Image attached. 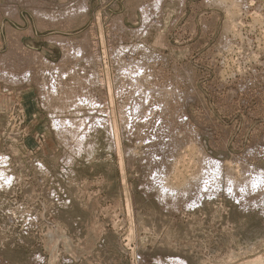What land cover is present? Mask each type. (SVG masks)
<instances>
[{
    "label": "rangeland",
    "instance_id": "rangeland-1",
    "mask_svg": "<svg viewBox=\"0 0 264 264\" xmlns=\"http://www.w3.org/2000/svg\"><path fill=\"white\" fill-rule=\"evenodd\" d=\"M30 1L0 0V61L15 35L25 57L50 66L26 61L0 78V264H264V198L245 194L250 207L236 200L225 175L264 173V0ZM78 1L87 10L74 11V23L56 20ZM51 38H86L84 55L93 56L74 60L65 47L68 80L83 85L63 102L42 96L41 75L14 79L44 70L51 82L64 49ZM89 78L94 106L79 104ZM204 156L224 177L188 208L197 186L184 183ZM163 167L169 184L183 187L164 201L153 177Z\"/></svg>",
    "mask_w": 264,
    "mask_h": 264
},
{
    "label": "bare ground",
    "instance_id": "bare-ground-1",
    "mask_svg": "<svg viewBox=\"0 0 264 264\" xmlns=\"http://www.w3.org/2000/svg\"><path fill=\"white\" fill-rule=\"evenodd\" d=\"M18 2H19V0H17ZM32 1V0H31ZM30 1V2H31ZM21 2V1H20ZM20 2H19V4H20ZM29 2V3H30ZM41 2V1H40ZM85 2V1H84ZM84 2H76V3H78V4H76L75 6H74V8H70V9H67V10H65L64 12H63V14H61L60 15V13H59V15L58 16H60V17H58L57 19H56V15L54 14V15H49L51 12H53V11H51L50 13L49 12H47V13H49L47 16H49L50 17V19H53L52 21H51V24L52 25H54L53 23L56 21V20H60V19H62V21L64 20V19H66V18H68V17H71L72 16V19H73V17H75V15H73V12L74 11H76L75 12V14L76 13H78L77 12V10L79 11V10H81L82 11V9H85V5H84ZM158 2H160V0H158ZM157 2V3H158ZM12 3V2H11ZM17 3V2H16ZM22 3V2H21ZM24 3H26V2H24ZM28 3V2H27ZM26 3V5H29V4H27ZM32 3V2H31ZM30 3V8L32 7V4ZM35 3V2H34ZM86 3V2H85ZM8 4V3H7ZM36 4H38V3H36ZM21 5V4H20ZM19 5V6H20ZM11 6V5H10ZM28 6V7H29ZM37 6H39V4L37 5ZM72 6V5H71ZM20 7H22V6H20ZM24 7V6H23ZM22 7V8H23ZM34 7V6H33ZM33 7H32V12L34 13V10H33ZM46 7V6H45ZM65 7V6H64ZM25 8V7H24ZM27 8V7H26ZM67 8H69V7H67ZM15 9H16V7H15ZM15 9H13L14 11H15ZM39 9V8H38ZM72 9H74V10H72ZM11 9H9V11H10ZM13 10H11L12 12H13ZM17 10V12H18V9H16ZM55 10V9H54ZM85 10H87V9H85ZM85 10H83V11H85ZM8 11V12H9ZM63 11V10H62ZM80 11V12H81ZM7 12V11H6ZM16 12V11H15ZM15 12L14 13H11V14H7V15H4V17L5 16H7V17H9V15H14L15 16ZM30 12V11H29ZM3 13V12H2ZM55 13H58V12H55ZM81 13H83L82 15H84V13L85 12H81ZM81 13H80V16H81ZM31 14V13H30ZM36 14L37 15H39V14H41V13H39V10H38V13L36 12ZM44 14V13H43ZM51 14H53V13H51ZM34 15V14H33ZM37 15H36V17H37ZM46 15V14H45ZM14 16H12V17H14ZM19 16V15H18ZM41 16V15H40ZM52 16H54V17H52ZM62 16V17H61ZM67 16V17H66ZM33 17V16H32ZM43 17H46V16H43ZM43 17H41V18H43ZM84 17H85V15H84ZM16 18V17H15ZM15 18H12V19H15ZM34 18H35V16H34ZM48 18V17H47ZM75 18H77V15H76V17ZM74 18V19H75ZM87 18V17H86ZM50 19H49V21H50ZM56 19V20H55ZM69 19V18H68ZM82 19V18H81ZM81 19H79V20H81ZM17 20V19H16ZM15 20V21H16ZM38 20H40L39 19V17H38ZM46 20H48V19H46ZM40 21H42V22H44L43 21V19H41ZM62 21H60V22H62ZM69 21H72V20H70L69 19ZM75 21V20H74ZM74 21H72L71 23H74ZM82 21V20H81ZM53 22V23H52ZM59 22V21H58ZM64 22H65V20H64ZM63 22V23H64ZM80 22V21H79ZM45 23H46V21H45ZM69 23V22H68ZM40 24L42 25V23L40 22ZM50 24V23H49ZM70 24V23H69ZM79 24V23H78ZM41 25H39V26H41ZM44 25V24H43ZM65 25V24H64ZM75 25H76V23H75ZM36 26V25H35ZM46 26H48L47 24H46ZM72 26V25H71ZM42 27V26H41ZM44 27V26H43ZM52 27H54V26H52ZM57 27H62V26H57ZM51 28V27H50ZM68 28H70L69 26H68ZM41 29V28H40ZM39 29V30H40ZM49 29V28H48ZM60 29V28H59ZM9 30V29H8ZM69 30V29H68ZM47 31V30H46ZM43 32V31H42ZM65 32V31H64ZM140 35V34H139ZM7 36H10V33L9 32H7ZM12 36V35H11ZM15 36V35H14ZM14 36H12V37H10L9 38V40H8V42H7V45H8V52H7V56H3V58H1L2 60L0 61V62H2L4 65H3V67L4 68H6V67H8V70L6 69V70H2L3 69V67L1 68L0 67V70H2V72L0 71V78H2V77H4V76H9L10 75V73L11 72H8L9 70H13V69H17V68H20V65H22V64H26L27 65V62H28V65H31V64H35L36 62H39V63H37L38 65H39V67L42 65V66H45L46 65V60L44 59V58H42V56H39V54L38 55H31L30 57L29 56H27L26 55V57H25V54L27 53V51H25L24 50V48L23 47H21L20 45H19V43H20V40H21V37H20V39H16V37H14ZM53 38V37H52ZM49 39V40H47L48 42H51V41H53V43L54 42H56V43H58L57 45H59L60 47H62L61 49H63V54H62V57H61V66L59 67L58 65L56 66H54V68L55 69H57V67H59L56 71L54 70V72H56V74H55V76H54V74H52L53 75V77H52V79H50V83H48V79L46 78V74L45 73H42V71L44 72V70H42V71H40V70H38V71H36V72H29V70L28 71H25L24 72V74L22 75V78L21 79H16V77L14 78L15 80H17L18 82H20V83H24V84H27V83H29V82H31L32 83V81H33V79L35 78L34 77V75L35 76H37L36 78H38L40 75V77L39 78H41L42 77V80L43 81H41L40 82V79H38V87H40V88H42V89H44L45 90V88L46 87H48L49 89L47 90V91H45L44 92V90H43V93L44 94H42V96H44V95H46V96H48V97H50L51 96V92L54 94V96L56 97V98H59V100H61V102H63V101H67V99H70L71 98V94H73V90H75L76 88H75V85H81L82 84V81H80V83L79 84H75V83H73L74 82V80L72 79L71 81L70 80H68V75L71 73L70 71L72 70V68H74V67H72L71 68V66L68 64L69 62L71 63V58L69 57V55H68V51L69 50H71L72 49V52H71V54H74V55H76L77 57H74V55H72V57H74V60L76 59V58H81V59H83V61L85 60L86 62L87 61H89L88 59H91V60H93V56L92 57H87V56H85L84 54H85V51H84V49L85 50H87V48L86 47H88L89 46V43H87V44H85V42H83L84 40H86V38H84V40L83 41H79V42H76V43H72L73 41H71V40H69V39H55V41L53 40V39ZM51 40V41H50ZM84 44L85 45H87V46H85V48H83V46H84ZM91 45V44H90ZM13 46H16V47H13ZM19 46V47H18ZM13 47V48H12ZM65 47H68V51H66L67 49H65ZM90 47V46H89ZM75 50V52H74V50ZM65 50V51H64ZM89 50V49H88ZM91 50V49H90ZM16 51V52H15ZM29 53V52H28ZM27 53V54H28ZM132 53H134V52H132ZM86 54H87V52H86ZM95 54H97V53H95ZM124 56V55H123ZM96 57H98V56H96ZM128 57V56H127ZM121 58H123V57H121ZM120 58V59H121ZM73 59V58H72ZM115 59H116V57H115ZM40 60H41V62H40ZM68 60H70V61H68ZM122 60V59H121ZM124 60H126V59H124ZM27 61V62H26ZM80 60H78V62H79ZM82 61V60H81ZM124 62V61H123ZM22 63V64H21ZM42 63V64H41ZM44 63H45V65H44ZM74 63V62H73ZM41 64V65H40ZM68 64V65H67ZM91 64V63H90ZM38 65H36V66H38ZM72 65V64H71ZM75 65V64H74ZM77 65V64H76ZM128 65V64H127ZM1 66H2V64H1ZM25 66V65H24ZM53 65H51V67H52ZM68 66H70V68L68 67ZM140 66V65H139ZM29 67V66H28ZM46 68H50V66H49V64H48V66H45ZM67 67H68V69L70 70L69 72V74L67 75V71H66V69H67ZM138 67V66H137ZM143 67V66H142ZM31 68V67H30ZM34 68V67H33ZM41 68V67H40ZM53 67H52V69H54ZM76 68V67H75ZM93 68V67H92ZM51 69V70H52ZM132 69V68H131ZM136 69V68H135ZM147 69V68H146ZM50 70V71H51ZM65 70V71H64ZM74 70V72H75V69H73ZM87 70H89V69H87ZM126 70V69H125ZM128 70V69H127ZM15 71V70H14ZM19 71V70H18ZM34 71V70H33ZM50 71H48V72H50ZM82 71V70H81ZM91 71V70H90ZM90 71H88L89 72V74H91L90 73ZM8 72V73H7ZM52 73H54L53 71H51ZM50 72V73H51ZM77 72H80L79 70L77 71ZM88 72H86L85 71V73H88ZM93 73H94V71H92ZM123 72H124V70L122 71V74H123ZM18 73H20V72H18ZM47 73V72H46ZM148 73V72H147ZM43 74H45V75H43ZM74 74V73H73ZM83 74H84V72H83ZM49 75V74H48ZM47 75V77L49 78L50 76H48ZM82 75V74H81ZM87 75V74H86ZM86 75H83V76H86ZM92 75V74H91ZM13 76V74H11V76L10 77H12ZM15 76V75H14ZM21 76V75H20ZM19 76V77H20ZM96 76V75H95ZM95 76H92V77H95ZM69 77H71V76H69ZM148 77V76H147ZM36 78H35V80H36ZM51 78V77H50ZM73 78V77H72ZM10 79V78H9ZM71 79V78H70ZM87 79V78H86ZM90 79V78H89ZM88 79V87H84L82 90H85L86 91V89H90V87H91V85L93 86V84H95L96 82L94 81V80H92V79H90L89 80ZM94 79H96V78H94ZM102 79H104V78H102ZM48 80V81H47ZM97 80V79H96ZM70 81V82H69ZM95 82V83H94ZM128 82V81H127ZM84 83H85V81H84ZM103 83V82H102ZM9 85V84H8ZM83 85V84H82ZM104 86V85H103ZM126 86H128V85H126ZM139 86V85H138ZM77 87V86H76ZM79 87V86H78ZM83 87V86H82ZM125 87V86H124ZM154 87V86H153ZM91 88H93V87H91ZM104 88V87H103ZM79 89H80V87H79ZM126 89V88H125ZM81 90V89H80ZM80 90H77L76 89V91H80ZM86 91L85 93H84V95H81V96H78V97H81L80 99H79V104H82V102L84 101V102H87V104L89 105V106H94L96 103L92 100V102L91 101H89L88 99L90 98L89 96H91V95H88V92L89 91ZM121 90V89H120ZM75 91V92H76ZM90 91L92 92V90L90 89ZM106 91V90H105ZM128 91H130V90H128ZM82 92V91H81ZM106 93H107V91H106ZM125 93V92H124ZM81 94V93H80ZM79 94V95H80ZM123 94V93H122ZM159 95V94H158ZM53 96V97H54ZM89 98H88V97ZM153 96V95H152ZM74 97V96H73ZM44 98H46V97H44ZM52 98V97H51ZM56 98H54V99H56ZM77 97H75V99H76ZM120 98V97H119ZM78 99V98H77ZM143 99V98H142ZM137 100V99H136ZM135 100V101H136ZM47 101V100H46ZM76 101H78V100H76ZM101 101V100H100ZM182 101V100H181ZM59 102V101H58ZM73 102V101H72ZM152 102V101H151ZM54 103V102H53ZM77 103V102H76ZM154 103V102H153ZM72 105L73 104H75V103H71ZM71 104H69L70 106H71ZM78 104V105H79ZM84 104V103H83ZM141 104V103H140ZM145 104V103H144ZM77 105V104H76ZM105 106V105H104ZM74 107H76V106H74L73 105V108ZM79 107V106H78ZM109 110V109H108ZM140 110V109H139ZM151 110V109H150ZM162 110V109H161ZM143 112H144V110H143ZM146 112V111H145ZM78 113V112H77ZM125 113V112H124ZM184 113V112H183ZM71 114V113H70ZM108 114V113H107ZM121 114V113H120ZM132 114V113H131ZM161 114V113H160ZM140 115V114H139ZM159 115V114H158ZM162 115V114H161ZM167 115V114H166ZM121 116V115H120ZM123 116V115H122ZM132 116V115H131ZM179 116V115H178ZM182 116V115H181ZM180 116V117H181ZM55 117V116H54ZM132 118V117H131ZM165 118H166V116L164 117V118H162V117H159V120H161L162 122L165 120ZM125 119V118H124ZM164 119V120H163ZM109 120H111L110 118H109ZM158 120V122H160ZM180 121L182 120V119H179ZM99 121V120H98ZM97 121V122H98ZM174 121V120H173ZM59 122H62V121H60L59 120ZM70 124H72L73 125V122L71 123L70 121H68ZM68 122H67V124H68ZM147 122V121H146ZM168 122L169 121H164V123H165V125L167 126V124H168ZM182 122H184V121H182ZM78 123V122H77ZM89 123V122H88ZM172 123H174V122H172ZM128 124V123H127ZM157 124H159V123H157ZM160 124H161V122H160ZM177 124V123H176ZM189 124V123H188ZM60 125H61V123H58V122H56L55 123V127H56V129L57 128H60ZM87 125V124H86ZM85 125V126H86ZM90 125V124H89ZM148 125V124H147ZM162 125H163V123H162ZM180 125V124H179ZM183 125V124H182ZM186 125V124H185ZM184 125V126H185ZM68 126H71V125H68ZM74 126V125H73ZM102 126V125H101ZM132 126V125H131ZM176 126V125H175ZM183 126V127H184ZM67 127V126H66ZM79 128H81L80 126H78ZM87 127V126H86ZM156 127V126H155ZM158 127V126H157ZM168 127H169V125H168ZM173 127V126H172ZM180 127H181V125H180ZM78 128V129H79ZM166 128V127H165ZM174 128H178V127H174ZM61 129V128H60ZM74 129H76V126H75V128ZM86 128H84V130H85ZM131 129H132V127H131ZM159 129V128H158ZM168 129V128H167ZM59 130V129H58ZM83 130V131H84ZM148 130V129H147ZM75 131H77V129L75 130ZM79 131H81V129L79 130ZM149 131V130H148ZM179 131H182V130H179ZM70 132H72V131H70ZM69 132V133H70ZM74 132V131H73ZM128 132H131V130H128ZM185 132V131H184ZM183 132V133H184ZM143 133V132H142ZM180 133V132H179ZM80 134H81V132H80ZM85 134L83 133V134H81V137H80V140H83V136H84ZM149 135V134H148ZM158 135V134H157ZM157 135H154V136H156V137H158ZM168 135H169V131H168ZM161 137V136H160ZM158 139H160L159 137H158ZM79 140V141H80ZM153 140H157L155 137H154V139ZM157 141H159V140H157ZM162 143H164L165 145H166V143L167 142H169L168 140H163V138H162ZM167 141V142H166ZM153 144V143H152ZM163 144V145H164ZM72 145V144H71ZM154 145V144H153ZM152 145V146H153ZM162 145V146H163ZM152 146H150L152 149H153V147ZM161 146V145H160ZM167 146V145H166ZM82 147H81V144L79 145L78 144V150L79 149H81ZM156 148H158V146L156 147ZM155 148V149H156ZM161 148L159 147L158 149H157V151L158 150H160ZM162 149H163V147H162ZM154 150V149H153ZM133 152H135V151H133ZM131 153V152H130ZM151 153V152H150ZM149 153V154H150ZM153 153H155L156 154V152L154 151ZM259 153V152H258ZM135 154V153H134ZM149 154H148V156H149ZM159 156H160V154H159ZM137 157H139V156H137ZM149 157H152V155L151 156H149ZM154 157V156H153ZM158 157V155L156 154L155 155V159ZM206 156H204V158H202L201 159V161H200V169H199V171H197V172H195L196 174H195V177H193L192 179H193V181H190V179H191V177L189 178V182L188 181H185V188H190V189H185L186 191H190V190H192L191 188H193L194 186L196 187L197 186V188H196V191L195 192H192L191 194H195V193H197L196 194V197L195 198H193V196H192V198L193 199H191L190 200V202L187 204V206H188V208H190V206L192 207V206H194V205H197V204H199V203H201L200 201L202 200V199H204L206 196L207 197H209V196H212L214 193H216V191L213 189V188H215L217 185H219L220 184V182H221V179L224 177V175H223V169H222V165H221V163L220 162H217V161H213L212 159H210V158H205ZM261 158V157H260ZM149 159V158H148ZM152 159V158H151ZM151 159H150V161H148V162H150V163H154V161H151ZM158 159H159V157H158ZM161 159V161H162V158H160ZM160 159L158 160V161H160ZM253 159V158H252ZM164 160H165V158H164ZM255 160V159H254ZM158 161H155V162H158ZM160 161V163L162 164V162ZM146 162V161H145ZM159 163V165H156V164H158V163H156V164H154V168H155V165H156V168H157V166H161V164ZM166 163V162H165ZM203 163V164H202ZM164 164V163H163ZM161 168V167H160ZM165 169H166V167H163L162 168V170H159V173L158 172H155V173H158V175H159V177H155L154 176V174H153V177L154 178H159V180H160V186L159 187H161L160 189H159V192H161L160 193V195L161 194H163V195H161V196H163L162 197V200L163 199H166L165 197L167 196V197H170L171 195L170 194H176V195H178L179 193H182L181 192V190H182V188L183 187H181V190H177L176 189V187H173V185H170L169 183L170 182H168V178L169 177H167V174H165ZM156 169H154V171H155ZM247 170V169H246ZM157 171H158V168H157ZM249 171H250V175H251V168L249 169ZM153 172V171H152ZM225 172V171H224ZM248 172V171H247ZM167 173V172H166ZM253 173V172H252ZM244 174H245V172H244ZM244 174H242L243 176H244ZM247 175V173H246V175L247 176H250V175ZM169 175V174H168ZM226 181H227V188H226V190L229 192V193H231L233 196H235V198H236V200L237 199H239L238 197H241V198H245V194L246 195H251L252 193H256V194H259L258 196H260V197H258V198H260L261 199V197L262 198H264V173H259V172H257V173H253L249 178H245V176H244V179L243 178H241V180H238V179H240V178H238V179H236L235 177L233 178L232 177V174H230V172H226ZM178 180V179H177ZM172 181V180H171ZM174 181V180H173ZM196 182V184H194L193 185V182ZM157 182V181H156ZM159 182V181H158ZM194 182V183H195ZM155 183V182H154ZM190 183H192V185H190ZM173 184H174V182H173ZM183 184V183H182ZM168 185H170V186H168ZM174 185H176V184H174ZM172 186V187H171ZM183 186V185H182ZM191 186V187H190ZM193 186V187H192ZM251 187L254 189H259L257 192H255V190H253V189H251ZM165 192V193H164ZM175 192V193H174ZM226 192V191H225ZM168 193V194H167ZM189 194H190V192H188ZM220 193V192H219ZM167 194V195H166ZM186 194H187V192H186ZM189 194H187V195H189ZM190 194V195H191ZM230 194V195H231ZM166 195V196H165ZM180 195V194H179ZM178 195V196H179ZM189 195V196H190ZM157 196H159V195H157ZM175 196H173V198H174ZM250 197H253V196H250ZM250 197H248V198H250ZM257 197V196H256ZM216 199H218V198H216ZM251 199V198H250ZM253 199V198H252ZM243 200V199H242ZM245 200H247V196H246V198L243 200V204H247V202H245ZM257 200V202H255ZM258 200L259 199H255L254 201H252L253 202V204H255L256 206H257V204L259 203V205H260V202H258ZM164 201V200H163ZM261 201H263L262 199H261ZM250 202V201H249ZM187 203V202H186ZM244 205V206H245ZM249 207H250V205H252L251 203H249V204H247ZM258 205V207H261V206H259ZM261 205H263V204H261ZM179 206V205H178ZM253 207H255L254 205H253ZM263 210H264V207H263ZM168 261V260H167ZM173 261V262H172ZM160 262V261H159ZM172 262V263H171ZM157 263V262H156ZM155 263V264H156ZM170 263L171 264H185V262L183 261V260H181V259H177V261L176 260H171L170 261ZM162 264V263H161Z\"/></svg>",
    "mask_w": 264,
    "mask_h": 264
}]
</instances>
